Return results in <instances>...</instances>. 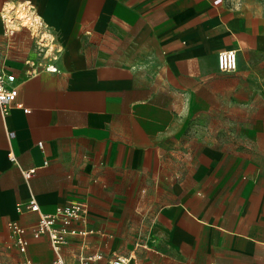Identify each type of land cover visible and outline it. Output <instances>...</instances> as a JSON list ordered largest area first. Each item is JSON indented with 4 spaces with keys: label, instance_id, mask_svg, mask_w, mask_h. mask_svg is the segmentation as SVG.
<instances>
[{
    "label": "crops",
    "instance_id": "obj_1",
    "mask_svg": "<svg viewBox=\"0 0 264 264\" xmlns=\"http://www.w3.org/2000/svg\"><path fill=\"white\" fill-rule=\"evenodd\" d=\"M214 1L0 0L18 84L0 113V261L52 264L46 235L8 246L35 196L89 206L67 264H264V0ZM213 112L225 135L189 131Z\"/></svg>",
    "mask_w": 264,
    "mask_h": 264
},
{
    "label": "built area",
    "instance_id": "obj_2",
    "mask_svg": "<svg viewBox=\"0 0 264 264\" xmlns=\"http://www.w3.org/2000/svg\"><path fill=\"white\" fill-rule=\"evenodd\" d=\"M222 0H215L214 3L219 4ZM7 23H13L12 19L6 18ZM9 33H13L14 29L8 28ZM218 68L221 71H235L238 67V49L229 48L223 49L217 54ZM48 70H57L55 64H49ZM18 94V84H16V75L9 71H0V113L3 117L8 116L15 105V100ZM28 111V108H24ZM11 135V134H10ZM13 136V133H12ZM42 148L43 142H38ZM11 158L15 160V156L10 154ZM23 174L26 178H30L35 169H23ZM16 209L18 212H37L39 218L37 222L30 227L23 226L17 221L8 222L10 231V240L8 246L17 247L21 253L26 254L29 246V239L27 232L30 231L34 238H40L46 235L49 239L50 245L55 252V257L52 264H67L62 255V247L66 244L69 234H82L87 232L78 227H74V222L86 224L88 222L89 206L83 201H69L66 204L58 205L53 212H42L40 205L35 198H31L26 202H18ZM101 254H91L87 260L100 259ZM130 256H116L107 260L105 264H129ZM0 264H35L29 258H26L22 263H15L11 261H0ZM85 264V263H83Z\"/></svg>",
    "mask_w": 264,
    "mask_h": 264
},
{
    "label": "rangeland",
    "instance_id": "obj_3",
    "mask_svg": "<svg viewBox=\"0 0 264 264\" xmlns=\"http://www.w3.org/2000/svg\"><path fill=\"white\" fill-rule=\"evenodd\" d=\"M8 48H10V44H7V42H5L4 39L0 37V66L11 68L12 60H10L11 58L7 54ZM38 64H41V63H39V61H38ZM262 89H264V88H262ZM262 95L264 97V90H263ZM258 113L260 114V111H258ZM189 123L190 124H189L188 129L192 133L193 132L199 133L203 130L207 133H212V134L217 133V134H220L223 136L226 134V132L229 131L228 125H226V124L220 125L219 124L218 120L216 119V115L214 112L206 114V118L202 119V120L195 115L190 120ZM225 143H228V141H226Z\"/></svg>",
    "mask_w": 264,
    "mask_h": 264
}]
</instances>
